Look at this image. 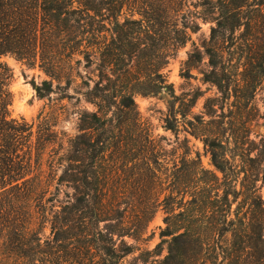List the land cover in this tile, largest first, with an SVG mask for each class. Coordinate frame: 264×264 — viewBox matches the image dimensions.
I'll list each match as a JSON object with an SVG mask.
<instances>
[{"label": "trees", "instance_id": "1", "mask_svg": "<svg viewBox=\"0 0 264 264\" xmlns=\"http://www.w3.org/2000/svg\"><path fill=\"white\" fill-rule=\"evenodd\" d=\"M212 1L204 0V4ZM181 3L0 0V264H121L125 256L140 249L125 237L138 242L154 210L147 204L130 210L123 207L113 189L117 181L122 187L120 182L127 180L113 169L101 171L100 163L113 152L135 155L140 150L154 174L153 160L148 157L157 154V145L134 97L136 93L156 94L163 88L159 84L162 69L171 52L187 39V33L177 27ZM214 3L219 7L213 18L217 24L204 50L211 73L218 75L219 70L223 74L227 70L218 37L241 25L264 29V0ZM162 29H170V34ZM6 54L39 64L50 77L35 84L40 97L55 91L54 81L61 90L65 80V89L76 84L77 92L95 106L79 113L75 136L65 141L56 123L42 113L32 122L11 116L12 71L1 59ZM200 54L197 51L192 56L200 58ZM82 63L86 78L80 71ZM206 79L215 82L209 74ZM221 108L219 122L237 118L234 108L228 113ZM165 121L166 128L178 129L170 117ZM128 127L139 137L131 146L126 144ZM193 132L197 134V129ZM212 135L219 138L217 132ZM205 143L215 169L205 170L197 155V159L187 158L194 166L186 168L182 177L172 173L164 199L166 227L161 231L167 254L151 264H264V201L256 193V184L254 190L244 184L238 190L236 177L232 178L236 185L220 193L223 181L231 178L227 170L234 166H227L221 144L208 138ZM201 172L206 176L201 178ZM260 178L264 181V169L256 180ZM62 185L71 189V195L54 209V191ZM39 218L51 224V236L44 240L35 227Z\"/></svg>", "mask_w": 264, "mask_h": 264}, {"label": "rangeland", "instance_id": "2", "mask_svg": "<svg viewBox=\"0 0 264 264\" xmlns=\"http://www.w3.org/2000/svg\"><path fill=\"white\" fill-rule=\"evenodd\" d=\"M215 1L204 4V0H182L177 7V27L187 33V39L171 52L168 63L162 69L163 78L159 84L163 88L156 94H135L137 110L157 145V154L148 157L153 160L151 167L154 174L147 169V159L139 155L140 150L135 151V155L121 150L113 152L100 163L101 171L113 169L127 180V183L120 182L122 187L117 181L113 189L119 201L124 202L123 207L128 206L130 210L135 205L147 204L151 211L154 210L138 242L125 237L140 249L125 256L121 264H151L154 259H162L167 254V242L163 241L161 231L166 227L164 199L169 193L172 173L176 172L177 176L182 177L186 168H193L190 159H197V155L205 170L215 169L206 138L221 144L219 150L226 153L229 160L227 166H234L233 170H227L231 180L223 181L220 193L235 186L232 178L239 177L238 190L242 184L254 190L253 185L256 184V193L264 201V181L261 178L256 180L264 169V29L254 30L241 25L236 31L219 36L217 45L222 59L227 63V70L224 74L219 70L218 75H214L204 45L209 42L212 28L217 24L213 19L217 17L219 8ZM124 11L128 10L125 8ZM246 12L249 13V9ZM162 33L170 34V29H162ZM162 45H165L164 42ZM197 51L201 52L200 58L192 56ZM1 59L12 71L9 84L12 93L9 113L12 117L32 122L42 113V117H50L56 123L55 129L60 137L64 136L65 141L79 132V113L94 110L95 106L77 92L76 84L65 89L66 82L62 80L60 90L57 88L58 82L54 81L55 91L49 96L40 97L35 84H41L50 77L39 64L30 65L28 61L11 54L3 55ZM80 71L84 78L88 76L84 63L80 65ZM142 74L146 75L144 70ZM206 74L211 75L215 82L207 81ZM221 105L227 113L234 108L237 118L227 119L226 123L219 122ZM168 117L179 124L178 129L173 131L166 128L165 119ZM195 128L197 134H193ZM134 132V128H127L129 138L126 144L130 146L135 143ZM213 132H217L218 139H214ZM186 151L190 152L187 157L184 155ZM187 158H190L189 161ZM195 167H199V164H195ZM60 173L61 169H58L57 176ZM219 175L222 177L221 173ZM205 176L201 172V178ZM56 183V180L52 183L51 190L55 189ZM54 193L57 195L53 204L57 209L67 195H71V189L62 185ZM246 193L240 197V201L246 198ZM243 205L246 209V204ZM42 220L37 219L35 227L40 230L44 240L51 236V224ZM159 243L160 247L154 250ZM147 250L151 252L147 253Z\"/></svg>", "mask_w": 264, "mask_h": 264}]
</instances>
